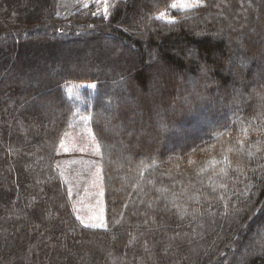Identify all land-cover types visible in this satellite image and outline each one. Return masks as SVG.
Instances as JSON below:
<instances>
[{
  "label": "trees",
  "instance_id": "obj_1",
  "mask_svg": "<svg viewBox=\"0 0 264 264\" xmlns=\"http://www.w3.org/2000/svg\"><path fill=\"white\" fill-rule=\"evenodd\" d=\"M176 1L66 19L59 0H0V264H264V0ZM76 114L107 228L57 168Z\"/></svg>",
  "mask_w": 264,
  "mask_h": 264
},
{
  "label": "rangeland",
  "instance_id": "obj_2",
  "mask_svg": "<svg viewBox=\"0 0 264 264\" xmlns=\"http://www.w3.org/2000/svg\"><path fill=\"white\" fill-rule=\"evenodd\" d=\"M116 0H59L58 14L69 18L73 11L90 3H96L103 11L110 9ZM200 0H177L173 8H189ZM160 17L172 20L165 11ZM84 86L95 88L96 84H70L68 96L78 98L79 90ZM60 161L57 168L64 178L72 195V206L85 225L103 223L107 228L105 186L102 173V153L95 135L89 125L87 115L73 116L70 128L64 134L60 149Z\"/></svg>",
  "mask_w": 264,
  "mask_h": 264
},
{
  "label": "snow or ice",
  "instance_id": "obj_3",
  "mask_svg": "<svg viewBox=\"0 0 264 264\" xmlns=\"http://www.w3.org/2000/svg\"><path fill=\"white\" fill-rule=\"evenodd\" d=\"M85 226L86 227H106V225H104L102 222L99 223V224H88V225H85Z\"/></svg>",
  "mask_w": 264,
  "mask_h": 264
}]
</instances>
